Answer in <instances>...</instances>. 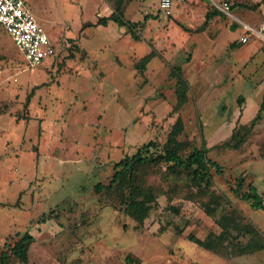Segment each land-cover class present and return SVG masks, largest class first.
Returning a JSON list of instances; mask_svg holds the SVG:
<instances>
[{
    "label": "rangeland",
    "instance_id": "374dc122",
    "mask_svg": "<svg viewBox=\"0 0 264 264\" xmlns=\"http://www.w3.org/2000/svg\"><path fill=\"white\" fill-rule=\"evenodd\" d=\"M114 1L26 0L56 51L36 67L0 26V254L29 232L28 261L10 254L9 264H264V248L235 252L250 234L233 231L219 252L187 238L218 234L215 220L227 214L254 226L264 243V210L232 191L241 178V191L251 183L264 202V109L239 148L217 146L259 110L260 41L239 43L243 26L230 29L232 18L222 14L195 30L212 0H186L183 13L174 7L172 16L158 10V0H128L125 18L142 23L137 39L112 21L95 24ZM226 1L234 16L256 25L263 0ZM234 41L238 46H230ZM151 50L156 54L140 74L135 63ZM172 66L189 83L183 104ZM178 115L179 138L191 144L185 154L204 140L222 173L211 168V185L200 189L164 161L139 168L158 206L138 223L120 209L114 191L94 185L106 183L114 163L142 144L155 141L159 152Z\"/></svg>",
    "mask_w": 264,
    "mask_h": 264
},
{
    "label": "trees",
    "instance_id": "16d2710c",
    "mask_svg": "<svg viewBox=\"0 0 264 264\" xmlns=\"http://www.w3.org/2000/svg\"><path fill=\"white\" fill-rule=\"evenodd\" d=\"M128 0H115L112 12L109 15L99 16L95 24L107 25L109 21L116 23L118 26H123L126 32L130 33L134 38L139 39L138 26L142 25L140 22H135L125 18L124 7ZM264 2L261 1V4ZM240 5L244 6L242 3ZM257 5V4H256ZM233 4L231 8H233ZM224 15L212 4V9L205 13L203 23L195 30H203L208 21L216 15ZM150 15H145L144 20H147ZM91 23H86L88 25ZM230 46H238L234 41ZM155 50L149 51L142 56L136 63L135 68L140 74H143L146 65L155 56ZM170 75L176 77L177 83L175 87V95L178 103H185L188 100L187 92L189 90V83L183 77L180 66H172ZM30 96L26 99V104ZM241 100V98L239 99ZM264 109V96L260 103L259 110L254 119L246 125L240 123L239 127H234L228 139L218 144L231 149L239 148L246 140L254 128V125L261 119L262 110ZM175 110V109H174ZM184 123L181 116H177L173 122L171 129L167 135L165 142L161 146L159 152L154 153L157 149L155 141H148L139 146L131 155H125L123 158L114 163L113 173L106 183L97 182L94 185V190L97 192L114 191L120 201V209L125 214L133 218L138 223H143L147 218L149 212L158 206L156 195L152 188L143 186L138 178V169L144 166L157 164L164 161L174 170L185 172L191 179L192 183L200 189H207L212 182L210 169L214 168L217 173H222V168L215 160L207 156L208 147L204 140H202L200 148H196L185 154L187 148L190 147L188 139H180L179 136L183 132ZM243 179L236 180V186L232 188L233 193L242 200L250 201L255 208H262L264 210V202L261 194L258 193L257 188L248 183L247 189L241 191ZM204 211L207 215H213L214 207L209 204H204ZM215 222L220 226L221 230L218 234L209 233L205 238L201 239L193 234H188L187 238L197 245L213 251L219 252L225 246V241L229 236L250 234V240L245 244L238 243L236 246V253H250L255 249H263L264 243L260 240L259 231L249 223H241L230 217L227 214L218 217ZM34 241V236L29 233H23L16 239L12 245L9 246V252L2 251L0 254V264H9V257L12 254L20 262L26 263L28 261V250L31 243ZM127 263L132 262V258L127 255L125 257Z\"/></svg>",
    "mask_w": 264,
    "mask_h": 264
},
{
    "label": "built area",
    "instance_id": "2783aa9c",
    "mask_svg": "<svg viewBox=\"0 0 264 264\" xmlns=\"http://www.w3.org/2000/svg\"><path fill=\"white\" fill-rule=\"evenodd\" d=\"M186 0H158L157 6L164 15L171 13L174 2ZM213 5L221 13L232 18L236 26L241 24L244 28L238 36L239 43H246L256 37L264 51V2L261 8L259 22L251 25L240 20L232 14L229 1L215 2ZM0 26L9 34L18 50L27 60L28 66L41 65L47 57L55 55V47L43 27L36 21L34 15L26 5V0H0Z\"/></svg>",
    "mask_w": 264,
    "mask_h": 264
},
{
    "label": "crops",
    "instance_id": "0c3cea01",
    "mask_svg": "<svg viewBox=\"0 0 264 264\" xmlns=\"http://www.w3.org/2000/svg\"><path fill=\"white\" fill-rule=\"evenodd\" d=\"M212 1H215V0H212ZM185 2V1H184ZM204 2L205 3H209V1H206V0H204ZM216 2V1H215ZM181 3L182 2H174L173 3V5H172V7H171V13H170V15L172 16V8H174V7H176V11H177V13H178V15H180L181 14V12H182V9H181ZM159 10V9H158ZM189 9L188 8H186V13H187V11H188ZM190 11V10H189ZM160 12V11H159ZM183 13V12H182ZM170 15H168V16H170ZM205 16V15H204ZM259 18H260V16H258L257 18H256V24L259 22ZM236 27V26H235ZM231 29V28H230ZM235 29V28H234ZM233 30V29H232ZM259 47H261V43H260V45H259Z\"/></svg>",
    "mask_w": 264,
    "mask_h": 264
},
{
    "label": "water",
    "instance_id": "95a60500",
    "mask_svg": "<svg viewBox=\"0 0 264 264\" xmlns=\"http://www.w3.org/2000/svg\"><path fill=\"white\" fill-rule=\"evenodd\" d=\"M206 1H209V0H206ZM235 26H236V22H235V21H233V22L231 23V26H230V28H231V29H234V28H235Z\"/></svg>",
    "mask_w": 264,
    "mask_h": 264
}]
</instances>
